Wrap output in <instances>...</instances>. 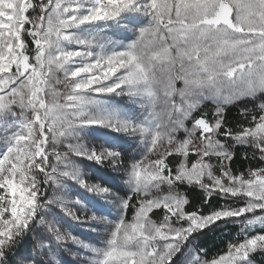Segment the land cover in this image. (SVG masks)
Returning <instances> with one entry per match:
<instances>
[{"label": "snow or ice", "instance_id": "obj_1", "mask_svg": "<svg viewBox=\"0 0 264 264\" xmlns=\"http://www.w3.org/2000/svg\"><path fill=\"white\" fill-rule=\"evenodd\" d=\"M249 103L230 127L227 108ZM235 147L262 166L233 172ZM189 186L225 203L188 211ZM229 221L243 239L209 259L197 238ZM29 234L34 253L17 259ZM258 252L264 0H0V264H253Z\"/></svg>", "mask_w": 264, "mask_h": 264}, {"label": "trees", "instance_id": "obj_2", "mask_svg": "<svg viewBox=\"0 0 264 264\" xmlns=\"http://www.w3.org/2000/svg\"><path fill=\"white\" fill-rule=\"evenodd\" d=\"M226 121L230 127L236 129L241 123H244V117L241 115V110L238 106H229L226 110ZM223 139V137H221ZM235 158L231 162L233 172H246L249 168L259 167L256 160L251 159L247 153L248 159H245V152L238 147L234 148ZM174 159V158H170ZM181 193L185 194L189 204L186 206L188 211L201 210L204 212L210 211L213 208L220 207L225 202L215 194L211 197L208 204L204 203L205 193L198 188L184 187L180 189ZM239 221H229L227 224L218 222V225L212 230H205L202 235L197 238L196 243L201 248L207 249L208 258H212L227 251L230 242H235L237 239H242L239 235ZM254 264H264V254L258 252L253 257Z\"/></svg>", "mask_w": 264, "mask_h": 264}, {"label": "rangeland", "instance_id": "obj_3", "mask_svg": "<svg viewBox=\"0 0 264 264\" xmlns=\"http://www.w3.org/2000/svg\"><path fill=\"white\" fill-rule=\"evenodd\" d=\"M109 35H111V33H109ZM235 106H238L240 110H242L245 107L249 108L250 110L252 109V105L250 103L249 104H238ZM212 109H213V105L211 103H206L204 108L202 109L203 112L209 113V119H211ZM117 135H122V134H117ZM222 140H224L225 142H230V141H227V138H224V137ZM238 148L243 149L244 152L248 153L252 159L251 149H248L245 147H238ZM253 160H256V162L259 163V167L262 166L260 164L259 159H253ZM88 166H89L90 171L95 174V177L103 178L104 180H107L110 184H114V185H118L121 183V173L119 171H113L107 165L98 166V165L91 164L90 162H88ZM234 206H238V205H234ZM257 214H259V210ZM247 215H250V214H247ZM87 227H88L87 224H80L77 222H72L73 233L76 235H80L82 238H88L91 236V234L86 231ZM36 239L37 237L34 234H29L28 236L24 237L22 242L18 245L17 251L19 255L16 258L20 259V257L26 256L29 253H34V244L36 243ZM62 258L65 261H70L72 259L67 252L63 254Z\"/></svg>", "mask_w": 264, "mask_h": 264}]
</instances>
